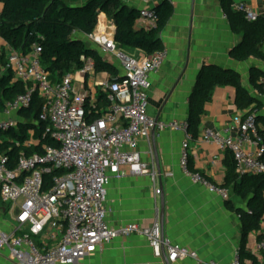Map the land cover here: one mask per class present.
<instances>
[{"label": "built area", "instance_id": "2783aa9c", "mask_svg": "<svg viewBox=\"0 0 264 264\" xmlns=\"http://www.w3.org/2000/svg\"><path fill=\"white\" fill-rule=\"evenodd\" d=\"M143 4L137 25L146 30L158 27L155 9L157 0H137ZM250 22L264 16V5L255 10L248 5H235ZM2 6L0 4V18ZM1 25V21H0ZM99 53L114 59L124 76L99 86L108 96L106 113L94 122L86 119L87 105L94 106L88 92H78L76 82L85 84L88 76L96 73L95 62L84 59L81 70L70 73L59 82H53L40 60L42 49L35 46L31 53L22 55L0 40L7 62L2 73L12 71L15 80L28 86L27 92L5 106L8 117L0 121V132L15 130L21 110L31 107L35 98L42 102L39 121L47 125L45 136H50L58 147L44 146V154L22 155L14 168L9 158L0 155V202L9 206L14 227L2 229L0 219V250H8L17 264H80L87 256L116 239L139 236L146 238L157 256L162 247L169 251L170 263L198 260V254L169 240L162 241L161 228L137 224L111 227L107 220V191L111 182L109 173L121 179L130 174L141 175L145 166L138 153L141 139L148 138L156 129L184 132L180 166L193 184L228 200L230 192L193 171L191 152L185 122H158L149 115L150 76L161 73L168 59L165 49L153 56H134L122 50L107 27L100 26L87 37ZM263 92L258 93L264 109V77L260 80ZM257 113L236 117L224 131L205 130L200 136L219 150L232 153L239 175L264 176V127ZM236 130V135L232 130ZM31 138L27 148L39 146ZM53 172L59 175L46 180ZM256 250L264 256V242ZM219 264V263H211ZM231 264H244L237 253Z\"/></svg>", "mask_w": 264, "mask_h": 264}, {"label": "crops", "instance_id": "0c3cea01", "mask_svg": "<svg viewBox=\"0 0 264 264\" xmlns=\"http://www.w3.org/2000/svg\"><path fill=\"white\" fill-rule=\"evenodd\" d=\"M122 1L131 9L143 8L140 1ZM165 2H170L175 12L161 34L168 51L167 62L160 74L150 76L149 115L154 119L160 116L159 122L187 121L189 98L204 65L238 72L243 86L258 99V90L251 85L250 75L253 69L264 71V63L254 58L244 62L233 58L232 51L240 44L242 37L233 33L220 0H157L155 9ZM235 5H248L258 10L264 5V0H235ZM100 26L102 29L107 27L115 38L116 26L105 14L100 15L96 30ZM137 28L146 30L141 24ZM129 53L137 57L146 55L140 50H131ZM117 67V77L95 73L85 79V84L76 82L75 89L78 92H88L91 103L95 105L100 93L104 92L99 85L124 76L119 65ZM179 79L180 83L169 105L162 111L166 98ZM253 113H257V118H260L258 122L264 127L262 106L254 103L251 108L240 111L235 104L233 89H217L206 106L200 136L207 129L224 131L232 126L236 117L245 118ZM17 117L20 119L19 115ZM7 118L4 113H0V121ZM232 134L236 135L235 129ZM185 140L184 132L152 131L148 138L141 139L139 143L138 153L145 166L143 174L132 175L127 167H123L122 170L127 175L121 179L116 178L114 173H109L111 182L106 201L108 223L115 228L129 224L151 228L158 222L161 228V189L165 205V240L198 254V260L171 264H231L235 255L240 252L243 241L242 223L236 211H247V203L232 193L225 200L204 187L193 184L184 176L180 160ZM154 148L159 156L160 175L155 164ZM189 148L194 171L223 187L232 153L221 151L200 137L191 139ZM9 209V206H0L2 229L7 232L15 225ZM261 235H264V218L259 232H251L244 245L245 253L252 255L255 263L246 257L242 258L244 264H264V256L256 250ZM167 257L169 251L166 246L162 247L161 255L157 256L146 238L133 236L116 239L102 246L80 264H166ZM0 264L17 263L11 259L8 250H0Z\"/></svg>", "mask_w": 264, "mask_h": 264}, {"label": "trees", "instance_id": "16d2710c", "mask_svg": "<svg viewBox=\"0 0 264 264\" xmlns=\"http://www.w3.org/2000/svg\"><path fill=\"white\" fill-rule=\"evenodd\" d=\"M220 3L233 33L242 37L240 44L232 51L233 58L240 62L254 58L264 63V16L250 22L242 11L236 10L235 0H220ZM0 4V40L22 55L31 53L35 46H39L42 49L41 64L50 73L53 82H59L64 76L81 70L84 59L87 58L94 60L96 73L115 77L119 75V69L114 63L104 58L95 47L76 38V34L92 35L101 14H105L115 24L116 43L122 50H140L147 56H153L165 50L161 34L175 12L174 6L165 2L156 8L157 29L145 30L137 28L140 11L129 8L122 0H0ZM6 62V50L1 49L0 113H4L8 102L26 93L28 89L25 83L15 80L11 70L2 73ZM263 77L264 71H251L250 82L258 93L263 92L260 84ZM223 88L235 91V104L240 111L251 108L254 103L261 107L259 100L243 86L238 72L204 65L189 98L187 133L193 140L200 137L206 106L211 102L215 90ZM41 106L42 102L35 98L29 109L19 112L17 129L0 132V155L9 158L10 168L16 166L23 154L42 155L44 146L58 147L50 136H45L47 125L39 121ZM107 107L108 96L101 92L94 106L87 105V121L92 123L101 118L108 110ZM31 138L39 141L40 145L27 148L25 143ZM229 160V172L223 188L246 201L248 206L247 211H236L241 219L243 236L239 253L241 258L247 257L255 263V258L245 253L244 245L251 232H259L264 218V176L239 175L236 173L237 165L232 154ZM190 167L194 171L192 159ZM59 174L53 172L46 180L50 182ZM1 204L0 202V206ZM259 241L264 242V235L259 237Z\"/></svg>", "mask_w": 264, "mask_h": 264}, {"label": "water", "instance_id": "95a60500", "mask_svg": "<svg viewBox=\"0 0 264 264\" xmlns=\"http://www.w3.org/2000/svg\"><path fill=\"white\" fill-rule=\"evenodd\" d=\"M115 40H116V36H115ZM180 80L181 79L178 80V82L176 83L175 87L171 90V92L169 93L168 97L166 98V100H165V102L163 104L162 111L169 105V102H170V100L172 98V95L175 92L178 84L180 83ZM159 120H160V116L155 119L156 123H158ZM155 131H156V129L153 130V132H155ZM154 157H155L156 168H157L158 173L160 175L161 174V169H160V163H159V156H158V153H157L156 148H154ZM159 195L161 197V205H160L161 206L160 207L161 208L160 209L161 238H162V241H164L165 240V235H164V231H163V225H164V207H165V205H164V198L162 196V190L161 189L159 191ZM165 261H166V264H171L170 261H169V259H168V257L165 259Z\"/></svg>", "mask_w": 264, "mask_h": 264}, {"label": "rangeland", "instance_id": "374dc122", "mask_svg": "<svg viewBox=\"0 0 264 264\" xmlns=\"http://www.w3.org/2000/svg\"><path fill=\"white\" fill-rule=\"evenodd\" d=\"M76 38H78V40H82L85 43H87L88 45H90L91 47L94 48V46L92 45V43L89 41V39L83 35V34H76ZM111 62L114 63L116 66H118V62L116 60H114L113 58L111 59Z\"/></svg>", "mask_w": 264, "mask_h": 264}]
</instances>
